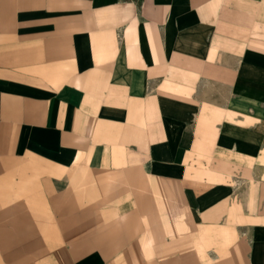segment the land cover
Masks as SVG:
<instances>
[{
  "label": "crops",
  "instance_id": "1",
  "mask_svg": "<svg viewBox=\"0 0 264 264\" xmlns=\"http://www.w3.org/2000/svg\"><path fill=\"white\" fill-rule=\"evenodd\" d=\"M0 264H264V0H0Z\"/></svg>",
  "mask_w": 264,
  "mask_h": 264
}]
</instances>
